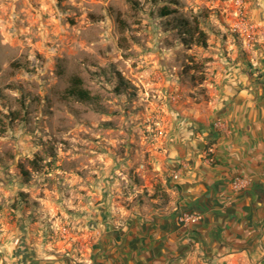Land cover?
I'll return each instance as SVG.
<instances>
[{
	"label": "crops",
	"instance_id": "0c3cea01",
	"mask_svg": "<svg viewBox=\"0 0 264 264\" xmlns=\"http://www.w3.org/2000/svg\"><path fill=\"white\" fill-rule=\"evenodd\" d=\"M249 4L258 40L217 49L206 97L166 79L178 100L149 103L163 121L138 154H60L40 218L0 219V264H264V0ZM236 177L248 183L234 189ZM57 210L89 237L51 242L42 222ZM183 211L201 218L185 226Z\"/></svg>",
	"mask_w": 264,
	"mask_h": 264
},
{
	"label": "rangeland",
	"instance_id": "374dc122",
	"mask_svg": "<svg viewBox=\"0 0 264 264\" xmlns=\"http://www.w3.org/2000/svg\"><path fill=\"white\" fill-rule=\"evenodd\" d=\"M137 1L141 9L129 0H0V219L40 218L35 196L46 195L40 184H56L60 154H138L163 121L164 111L149 103L178 100L169 88L164 93L166 79L206 97L192 86L189 77L198 73L185 72L187 66L202 65L206 80L217 49L226 55L227 44L235 43L242 50L233 28L237 0H178V13L198 18L207 33L206 48L182 45L148 0ZM249 2L242 5L251 21ZM112 69L131 85L130 94L115 91ZM74 74L100 105L63 97ZM9 110L22 119L9 122ZM54 215L53 221L77 229L59 210ZM53 221L42 222L47 233Z\"/></svg>",
	"mask_w": 264,
	"mask_h": 264
},
{
	"label": "trees",
	"instance_id": "16d2710c",
	"mask_svg": "<svg viewBox=\"0 0 264 264\" xmlns=\"http://www.w3.org/2000/svg\"><path fill=\"white\" fill-rule=\"evenodd\" d=\"M130 7L134 9H141L142 6L137 0H129ZM148 2L154 7L157 17L165 18L163 25L168 30L175 31L178 36L179 41L182 45L190 46L196 45L201 48L207 47L208 35L200 27L198 18H188L178 13V0H148ZM174 5V6H172ZM119 27L123 29L126 26L123 20H118ZM194 71L193 73H198V76L191 74L189 79L194 87L200 89V94L205 95V88L203 87V82L205 81L203 66L197 63H192L187 66L188 70ZM112 77L116 79V84L114 86L115 91L118 93L120 91H125L126 93H131V85L127 80L123 78L118 70H110ZM63 97L65 99H72L75 102L84 105L97 106L100 105L98 100L99 96L93 94L91 90L84 86V80L78 75H72L69 78L67 87L63 90ZM101 111H104L102 106H98ZM6 118L9 122H14L15 120L22 119L18 111L9 110L6 114ZM32 162V170L37 171V165ZM22 174L28 180L30 174L27 171H23ZM22 196L26 194L21 193Z\"/></svg>",
	"mask_w": 264,
	"mask_h": 264
},
{
	"label": "built area",
	"instance_id": "2783aa9c",
	"mask_svg": "<svg viewBox=\"0 0 264 264\" xmlns=\"http://www.w3.org/2000/svg\"><path fill=\"white\" fill-rule=\"evenodd\" d=\"M243 0H237V8L235 10L236 20L233 22L234 31L238 34L241 40V47L244 51H248L253 44L258 40V35L261 32V26L254 21L246 18V12L243 8ZM213 127L216 130H222L225 124L220 119L213 121ZM173 179L177 180L179 175L173 174ZM248 183L243 177H236L233 182L234 189H240ZM200 213L194 211H183L178 215V221L185 226H190L200 220ZM51 242H66L70 245L75 244L89 237L88 229L77 228L73 229L67 223L55 222L51 225V231L48 235Z\"/></svg>",
	"mask_w": 264,
	"mask_h": 264
}]
</instances>
